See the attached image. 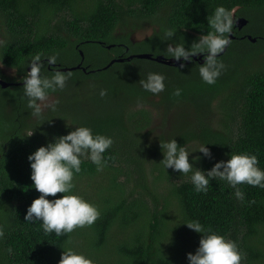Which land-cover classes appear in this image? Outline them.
Returning <instances> with one entry per match:
<instances>
[{
  "label": "trees",
  "instance_id": "obj_1",
  "mask_svg": "<svg viewBox=\"0 0 264 264\" xmlns=\"http://www.w3.org/2000/svg\"><path fill=\"white\" fill-rule=\"evenodd\" d=\"M218 5L238 9L236 17L249 22L242 30L234 24V39L220 57L226 67L215 84L200 78L205 54L200 61H183V68L131 58L150 54L171 59L164 51L173 39L190 48L211 31L207 17ZM163 9L166 15L159 18ZM65 11L72 20L61 17L63 28L57 17ZM151 19L160 23V30L141 43L130 42V32L141 28L138 21ZM0 22V61L19 75L38 52L59 53L56 65L44 61L45 75L53 67L81 66L68 71L72 75L63 90L49 93L59 101L56 111L47 109L35 118L36 124L31 123L23 86L0 85V264H58L67 247L96 264H189L187 254H195L202 236L183 224L189 219L236 241L246 254L243 264H264V188L239 185L241 201L226 181L216 178L206 193H197L191 173L184 176L158 164L163 159L160 140L175 138L180 146L206 144L219 156L215 160L200 155L194 167L201 170L229 159L231 152L256 154L264 169V0H0ZM167 28L176 31L173 39H165ZM117 29L130 32L116 38ZM258 59L263 63H253ZM149 72L166 77L164 91L152 94L141 87ZM177 88L179 96L174 95ZM101 89L107 90L103 97ZM16 94L23 96L21 102L12 99ZM152 108L162 110V119L174 117L173 132L154 135ZM218 112L222 119L212 127L208 115ZM80 125L114 141L104 154L108 164L103 171L85 160L81 172L74 174L73 191L95 204L100 216L92 226L69 234L45 233L39 221L24 219L41 195L30 179L28 156ZM31 129V136L24 132ZM146 163L152 168V184L147 183ZM131 180L138 190L135 197L127 189ZM164 181L170 189L160 201L154 191Z\"/></svg>",
  "mask_w": 264,
  "mask_h": 264
},
{
  "label": "clouds",
  "instance_id": "obj_2",
  "mask_svg": "<svg viewBox=\"0 0 264 264\" xmlns=\"http://www.w3.org/2000/svg\"><path fill=\"white\" fill-rule=\"evenodd\" d=\"M237 11L238 9H228L223 5L216 6L207 17L211 31L201 35L190 48L185 47V42L173 39L176 35L174 29H164L165 39H173L172 43H168L164 55L176 61L183 59L187 62L195 55L205 54V62L199 66V75L206 84H215L226 67L220 58L221 54L231 43L230 34L234 24L241 18L236 17ZM58 56V52L47 56L38 52L27 63L26 69L30 68V71L25 69L21 82L27 107L32 110L34 117H42L45 109L56 111L59 101L49 100V93L63 90L72 75L71 72L56 67L49 74H43L44 61L48 65H56ZM180 67L185 65L182 63ZM165 80L162 73L149 72L145 79L140 80V85L147 92L159 94L165 90ZM106 94L105 89L99 92L101 97ZM180 94L181 89L177 88L174 95ZM113 143L111 136L95 133L91 127L80 125L66 135L53 137L52 141L32 152L28 156L30 179L41 195L27 208L25 221H39L45 233L54 232L57 236L72 233L77 228L92 226L99 218L100 210L73 191L74 174L81 172V164L85 160L91 161L98 172L103 171L108 164L104 154ZM160 148L163 159L158 164L184 176L191 173L189 179L197 193H206L210 180L216 178L226 181L234 189L235 197L241 201L244 199V192L239 185L246 183L264 188V169L259 167L256 154L231 152L229 159L216 162L210 170L205 171L194 167L200 157H194L193 162H190L191 155L187 145L180 146L175 138L160 140ZM198 152L211 158L206 144H201ZM58 193L63 195L48 199L49 196L56 197ZM183 224L202 234L195 254H187L189 264H243L246 254L240 250L236 241L226 238L211 227H205L199 220L189 219ZM3 234V229L0 228V237ZM58 264H96V261L73 247H67L63 249Z\"/></svg>",
  "mask_w": 264,
  "mask_h": 264
},
{
  "label": "rangeland",
  "instance_id": "obj_3",
  "mask_svg": "<svg viewBox=\"0 0 264 264\" xmlns=\"http://www.w3.org/2000/svg\"><path fill=\"white\" fill-rule=\"evenodd\" d=\"M164 9L162 10V12H160L158 14L159 18L165 17L166 11ZM61 17L64 18L65 20H72V16H71V12L70 11H65V12L61 13L60 16L57 17V20L60 23L59 26L63 27V28L65 27V25L62 24V22L60 20ZM240 19H242V17L239 18V20ZM142 21H146V20L143 19ZM138 23H139L138 25H141V28H139L138 30L133 31V32L126 31V30L122 31V30H118L117 29L116 33H115L116 38H120L122 36H126L127 32H130V37H129L130 42H132V43H141L142 41H144V40L148 39L149 37H151L152 35H154L155 30H157V31L160 30V26H161V25H159L160 23L156 19H151V20H149L147 22H144L143 24H142L141 21H138ZM122 29H125V26H123ZM0 31H2L1 22H0ZM2 41H3V36L0 34V48H1V45H2ZM253 63L261 64V63H263V60L258 59V60L253 61ZM0 70H2V74H4L5 76H7L9 78H12V77L15 76V72L13 70L9 69L8 67H6L4 64H2L1 61H0ZM7 96L9 97L10 93H7ZM11 97H12V99L17 100L18 102H21V99L23 98V96H19L18 94H16L15 96H11ZM56 99H57V97H55V96L54 97H49V100H52V101H56ZM45 111H47V109H45L44 112ZM151 112H152V115L156 119V122L153 123V126L156 128V130L154 132V135L165 136L169 132H173L174 131L175 127L177 126V121L174 119L173 116H171V115H169L168 117L165 116L162 119V110H160V109L157 110L155 108H152ZM208 116H211L209 118L212 119V122H211V126L212 127H216V125L218 124L217 120L219 122V119H222L221 112L213 113V114L209 113ZM35 118L36 117L33 116V120L31 121L32 124H34V123L36 124L37 120ZM179 121L184 123V121L181 120V119H179ZM218 127H219V125H218ZM24 132L27 135L28 134L30 135L34 131H33V129H31V130H26ZM187 147H188L187 149H188V151H189V153L191 155L190 156L191 158L200 157V155H203V153H199L198 152L200 146H199V143L197 141L192 142ZM210 153H211V157H213L215 160H219V156L218 155H215L212 152H210ZM205 159H208V157H205ZM145 167H146L145 172H146L147 177L149 179V180H147V183L148 184H152L153 180H150V177H151V173L150 172H152V168L150 167V163H146ZM123 179L125 180L124 177L121 178V180H123ZM130 183L131 184L127 183V189H129V190L131 189V192H133V196L135 197V196L138 195V190H136V189H134L132 187L133 184H135L134 180H131ZM157 185H159L158 188L156 189L157 191H154V190H152V191L155 192L156 196L160 199V201H163V199L169 193V189L170 188L165 183V181L163 183H159Z\"/></svg>",
  "mask_w": 264,
  "mask_h": 264
},
{
  "label": "water",
  "instance_id": "obj_4",
  "mask_svg": "<svg viewBox=\"0 0 264 264\" xmlns=\"http://www.w3.org/2000/svg\"><path fill=\"white\" fill-rule=\"evenodd\" d=\"M248 24V21L244 18L236 21V24H235V27L238 28V29H243L245 26H247ZM230 38L231 40L234 39V36L233 34H230ZM248 39L251 40L252 42H256V39L255 38H252L251 36H248ZM230 45V44H229ZM229 45L227 46L226 50L224 53H222L221 55L225 54ZM131 58H139V59H147V60H152V61H155V62H158V63H161V64H164V65H167V66H175V67H178L180 66V64H182L183 62V59H181L180 61H176L175 59H168V58H165L164 56H160V57H153L152 55L150 54H140V55H135V56H132ZM200 58L201 56L198 55H195L192 57V60H195V61H200ZM191 60V61H192ZM116 60L112 61L110 63V65H108L106 68H109L111 65H113L115 63ZM119 62H122L123 60L120 59V60H117ZM191 61H187V63H190ZM203 63V62H202ZM81 66H78L76 68H63L61 69L62 71H73L75 69H80ZM0 84L6 88L9 86L8 83L4 82V81H1L0 80Z\"/></svg>",
  "mask_w": 264,
  "mask_h": 264
},
{
  "label": "flooded vegetation",
  "instance_id": "obj_5",
  "mask_svg": "<svg viewBox=\"0 0 264 264\" xmlns=\"http://www.w3.org/2000/svg\"><path fill=\"white\" fill-rule=\"evenodd\" d=\"M244 29V28H243ZM242 30V29H241ZM248 37V36H247ZM245 38V37H244ZM3 42V41H2ZM199 56H201V58H202V55L201 54H199ZM200 58V59H201ZM9 69H11V68H9ZM11 70H13L14 72H15V76L14 77H12V78H9V77H7V76H5L4 74H2V70H0V80L1 81H4V79H2L1 77H7V78H9L10 80H12V79H16L17 81L15 82V83H9V86L8 87H10L11 85H17V86H23V84H22V75H19V73L17 72V70L16 69H11ZM30 70V69H29ZM28 70V71H29ZM5 82V81H4ZM11 84V85H10ZM1 85V84H0ZM8 87H6V88H8ZM11 87H13V86H11Z\"/></svg>",
  "mask_w": 264,
  "mask_h": 264
}]
</instances>
